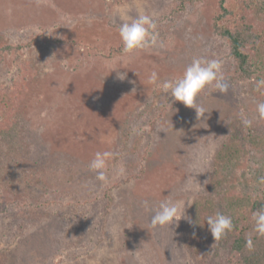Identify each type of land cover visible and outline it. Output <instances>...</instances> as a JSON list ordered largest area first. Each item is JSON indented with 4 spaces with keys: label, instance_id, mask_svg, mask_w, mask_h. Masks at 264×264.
<instances>
[{
    "label": "rangeland",
    "instance_id": "rangeland-1",
    "mask_svg": "<svg viewBox=\"0 0 264 264\" xmlns=\"http://www.w3.org/2000/svg\"><path fill=\"white\" fill-rule=\"evenodd\" d=\"M249 1L264 26V0ZM219 13L217 0H0V96H20L8 129L0 113V264H198L195 229L249 206L264 178V88L234 78ZM140 14L164 46L123 53L119 25ZM194 57L220 59L229 84L202 94L199 120L148 83ZM98 151L116 154L103 187L88 167ZM145 200L179 201L185 217L153 228ZM228 235L212 238L213 258Z\"/></svg>",
    "mask_w": 264,
    "mask_h": 264
},
{
    "label": "clouds",
    "instance_id": "clouds-1",
    "mask_svg": "<svg viewBox=\"0 0 264 264\" xmlns=\"http://www.w3.org/2000/svg\"><path fill=\"white\" fill-rule=\"evenodd\" d=\"M118 33L123 44L122 52L126 54L150 51L164 46L154 15L140 14L133 19L126 20L119 25ZM121 68L112 67L111 72L116 71V78L124 81L127 78V73L117 71ZM148 83L161 89L174 101L195 109L198 120L207 113L200 103L203 93L209 89H214L219 93H227L229 90V84L223 72V62L216 58L194 57L191 63L185 67L182 75L163 81H160L158 73L153 70L148 76ZM256 88L257 90L264 88V78L256 82ZM256 110L259 118L264 119V102L258 103ZM241 122L246 128L252 127L253 124V121L247 118H242ZM115 155L112 151H98L88 165L89 169L96 174V179L101 182V187L109 182L106 170ZM125 174L126 169L123 164H120L116 175L122 177ZM190 182L189 180V185ZM262 182H264V178H262ZM187 187L188 185H186ZM143 207L145 211L154 213L150 220L153 228L171 226L185 217L184 207L179 201L165 200L160 202L158 206H150L149 201L145 200ZM252 219L255 222L253 231L259 236H264V207L253 212ZM206 222L216 242L224 238L234 228L232 218L222 213L208 216ZM245 246L250 251L254 250V242L251 236L246 238Z\"/></svg>",
    "mask_w": 264,
    "mask_h": 264
},
{
    "label": "trees",
    "instance_id": "trees-1",
    "mask_svg": "<svg viewBox=\"0 0 264 264\" xmlns=\"http://www.w3.org/2000/svg\"><path fill=\"white\" fill-rule=\"evenodd\" d=\"M217 2L220 13L214 19L213 29L229 46L230 55L235 62L234 78L241 81H258L264 78V26L257 24L253 18V2L249 0ZM19 97L17 94L1 93L0 113L5 117L3 129L11 126L20 102ZM262 207L264 182L249 206L242 208L234 216V228L226 238L227 246L219 254V258H213L214 255L211 253L213 236L207 222L195 229L189 243L195 261L198 264H264V236H259L253 231L255 222L252 219L253 212ZM248 236H251L254 242V250L251 251L245 246Z\"/></svg>",
    "mask_w": 264,
    "mask_h": 264
}]
</instances>
